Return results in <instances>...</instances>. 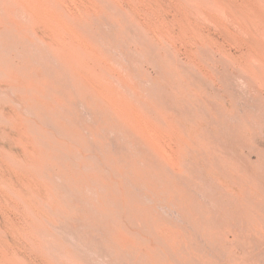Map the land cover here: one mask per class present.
I'll return each mask as SVG.
<instances>
[{"label":"rangeland","instance_id":"rangeland-1","mask_svg":"<svg viewBox=\"0 0 264 264\" xmlns=\"http://www.w3.org/2000/svg\"><path fill=\"white\" fill-rule=\"evenodd\" d=\"M263 3L0 0V264H264Z\"/></svg>","mask_w":264,"mask_h":264},{"label":"bare ground","instance_id":"bare-ground-1","mask_svg":"<svg viewBox=\"0 0 264 264\" xmlns=\"http://www.w3.org/2000/svg\"><path fill=\"white\" fill-rule=\"evenodd\" d=\"M35 1V0H34ZM208 1H210V0H208ZM196 2H198V1H196ZM206 3V2H205ZM207 4V3H206ZM264 4V3H263ZM210 7V6H209ZM212 7V6H211ZM217 11H219V10H217ZM48 17V16H47ZM253 60V59H252ZM258 61V60H257ZM252 63V62H251ZM263 65V64H262ZM207 76V75H206ZM96 77V76H95ZM103 80V79H102ZM213 80V79H212ZM103 81H105V80H103ZM241 83V82H240ZM111 87V86H110ZM46 92V91H45ZM54 94V93H53ZM119 96V95H118ZM125 102V101H124ZM45 104V103H44ZM28 111V110H27ZM100 112V111H99ZM120 119V118H119ZM127 119V118H126ZM128 119H129V117H128ZM104 120H106V119H104ZM103 120V121H104ZM228 122V121H227ZM99 127V126H98ZM106 129H108V128H106ZM109 130V129H108ZM104 133V132H103ZM122 133V132H121ZM116 140V139H115ZM92 141H94V140H92ZM115 144H117V143H115ZM124 144V143H123ZM102 145H104V144H102ZM110 146V145H109ZM116 146V145H115ZM126 146V145H125ZM93 147H94V145H93ZM128 147V146H127ZM125 150V149H124ZM110 151V150H109ZM108 152V151H107ZM124 152H126V151H124ZM121 154V153H120ZM129 154V153H128ZM122 158V157H121ZM120 158V159H121ZM119 159V160H120ZM129 159V158H128ZM136 159V158H135ZM160 160V159H159ZM145 162V161H144ZM169 164V163H168ZM176 164H178V163H176ZM175 165V164H174ZM163 166H165V165H163ZM69 169V168H68ZM180 169V168H179ZM173 170V169H172ZM162 171H164V170H162ZM137 172V171H136ZM159 173V172H158ZM133 174H135V173H133ZM141 174V173H140ZM147 175V174H146ZM161 175V174H160ZM166 176V175H165ZM140 177V176H139ZM76 181V180H75ZM80 182V181H79ZM140 186V185H139ZM158 186V185H157ZM158 188V187H157ZM169 189V188H168ZM9 190V189H8ZM163 191V190H162ZM172 192V191H171ZM170 192V193H171ZM12 193V192H11ZM178 193V192H177ZM53 198V197H52ZM80 203V202H79ZM165 203H167V202H165ZM97 209H99V208H97ZM120 224V223H119ZM158 229V228H157ZM118 230V229H117ZM154 230V229H153ZM104 231H106V230H104ZM117 232V231H116ZM116 247V246H115ZM41 248V247H40ZM203 251H205V250H203ZM105 253V252H104ZM107 254V253H106ZM199 254V253H198ZM223 254V253H222ZM105 255V254H104ZM109 255V254H108ZM211 255H213V253L211 254ZM105 256H107V255H105ZM109 256H111V255H109ZM208 258H210V257H208ZM113 259V258H112ZM111 259V261H113ZM208 261V260H207ZM24 262V261H23ZM110 262V261H109ZM113 262H110V264H112ZM113 264H115V261H114V263Z\"/></svg>","mask_w":264,"mask_h":264}]
</instances>
